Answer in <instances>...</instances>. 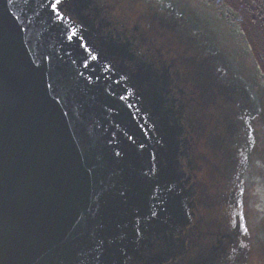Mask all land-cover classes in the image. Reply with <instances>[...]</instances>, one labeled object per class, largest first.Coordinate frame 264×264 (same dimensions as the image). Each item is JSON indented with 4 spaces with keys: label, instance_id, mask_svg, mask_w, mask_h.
Instances as JSON below:
<instances>
[{
    "label": "water",
    "instance_id": "95a60500",
    "mask_svg": "<svg viewBox=\"0 0 264 264\" xmlns=\"http://www.w3.org/2000/svg\"><path fill=\"white\" fill-rule=\"evenodd\" d=\"M52 2L0 0V264H264V73L228 8Z\"/></svg>",
    "mask_w": 264,
    "mask_h": 264
},
{
    "label": "flooded vegetation",
    "instance_id": "af4514ba",
    "mask_svg": "<svg viewBox=\"0 0 264 264\" xmlns=\"http://www.w3.org/2000/svg\"><path fill=\"white\" fill-rule=\"evenodd\" d=\"M215 3L219 10L226 6L227 16L239 22L252 57L264 73V0H215Z\"/></svg>",
    "mask_w": 264,
    "mask_h": 264
},
{
    "label": "snow or ice",
    "instance_id": "6c2138e0",
    "mask_svg": "<svg viewBox=\"0 0 264 264\" xmlns=\"http://www.w3.org/2000/svg\"><path fill=\"white\" fill-rule=\"evenodd\" d=\"M9 2H11V0H9ZM60 4H61V0H54V2L51 3V11L57 19H62V17L59 14V11H58V5H60ZM72 35H75V32H73ZM72 35L68 36L69 41H71ZM91 58L96 59V57H94V56ZM117 155H119V153H117ZM153 215H155V213H153Z\"/></svg>",
    "mask_w": 264,
    "mask_h": 264
}]
</instances>
